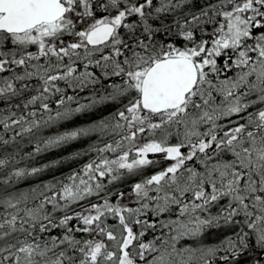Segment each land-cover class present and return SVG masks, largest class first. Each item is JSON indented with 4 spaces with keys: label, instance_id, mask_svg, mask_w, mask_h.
Here are the masks:
<instances>
[{
    "label": "snow or ice",
    "instance_id": "snow-or-ice-1",
    "mask_svg": "<svg viewBox=\"0 0 264 264\" xmlns=\"http://www.w3.org/2000/svg\"><path fill=\"white\" fill-rule=\"evenodd\" d=\"M0 264H264V0H0Z\"/></svg>",
    "mask_w": 264,
    "mask_h": 264
},
{
    "label": "trees",
    "instance_id": "trees-1",
    "mask_svg": "<svg viewBox=\"0 0 264 264\" xmlns=\"http://www.w3.org/2000/svg\"><path fill=\"white\" fill-rule=\"evenodd\" d=\"M78 147H82L83 145H77ZM50 158H55L54 156L53 157H50ZM85 159H86V157H85ZM75 168V167H77V165L76 164H70L69 166H65V167H63L62 168V171L63 172H65V173H67L68 171H69V168Z\"/></svg>",
    "mask_w": 264,
    "mask_h": 264
}]
</instances>
